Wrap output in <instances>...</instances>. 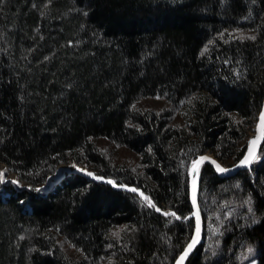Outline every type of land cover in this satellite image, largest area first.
<instances>
[{
    "label": "trees",
    "instance_id": "1",
    "mask_svg": "<svg viewBox=\"0 0 264 264\" xmlns=\"http://www.w3.org/2000/svg\"><path fill=\"white\" fill-rule=\"evenodd\" d=\"M263 103L264 0H0V165L25 185L0 181V264H174L189 222L132 189L187 214L190 162L236 165ZM258 156L202 166L186 264H242L249 245L264 264V141ZM68 164L105 179L35 190Z\"/></svg>",
    "mask_w": 264,
    "mask_h": 264
},
{
    "label": "snow or ice",
    "instance_id": "2",
    "mask_svg": "<svg viewBox=\"0 0 264 264\" xmlns=\"http://www.w3.org/2000/svg\"><path fill=\"white\" fill-rule=\"evenodd\" d=\"M50 2V0H49ZM253 3H255V0H253ZM247 19V17H245ZM227 31V30H226ZM236 32H241V39H251L256 40V35H251L250 37H246L241 29H235ZM221 36H223V33H220ZM209 43H214V41H209ZM208 48L207 45H205L204 50L201 52V55H204L205 52H207ZM233 71L236 73V76L239 77L241 75L240 71L238 69H233ZM183 103V102H182ZM189 103H191V100H189ZM261 141H264V110H261L259 113V121H258V128H257V134L253 135L251 138L249 145L247 147L246 154L243 155V157L239 160V165L245 166L248 168H251L253 163L257 162L260 157L257 155L256 147L257 144ZM149 151H151V148H149ZM206 161H211V164L215 166V169L219 173H225L229 171L228 168L224 167L222 164L217 162L216 159L212 158L211 156L207 155H199L195 160H192L191 167H190V208L187 212V214L181 213L178 209H168L165 210L157 205L156 202H154L150 196L145 195L144 192H141L138 188H133L132 190L135 192H140V195L144 197V199L148 202V205L152 208H154L156 211L161 212L166 217L175 218V220L178 221H187L189 222V227L191 228L192 232L189 237L186 239V243L181 248L180 252L176 257H174L175 264H186V261H188L190 254L196 249L197 245L200 243L201 240V234L203 229V221H202V209L199 199V192L201 190V169L202 166ZM237 165H234L233 167H236ZM82 172H86L89 176H95L98 180H104L105 177L103 176H96L95 173L88 171L87 169L80 168L79 169ZM4 180V172L0 171V181ZM13 183L19 185V180H13ZM109 183L115 184V181L109 180ZM118 187H125L127 188L128 185H117ZM29 188L33 187L32 185H28ZM237 188L240 187L239 182L236 185ZM36 191H40V188H36ZM244 204L247 205V212L252 214L251 224L255 225L259 221L258 217L255 214L254 204H253V197L251 194L248 195L247 199L244 201ZM225 207H227V201H225L224 204ZM216 218L220 221L221 226L215 227V231L218 235L223 236L224 231L222 230V225L226 222L225 220L220 219V213H215ZM233 215L232 211H229L227 213V216L231 218ZM171 222V220L169 221ZM118 236L119 233H116ZM217 243L219 244L220 241L218 240ZM247 256H244V259L251 258V264H257V261L255 259L254 253L255 249L252 245H249L247 248ZM243 255V254H242Z\"/></svg>",
    "mask_w": 264,
    "mask_h": 264
},
{
    "label": "rangeland",
    "instance_id": "3",
    "mask_svg": "<svg viewBox=\"0 0 264 264\" xmlns=\"http://www.w3.org/2000/svg\"><path fill=\"white\" fill-rule=\"evenodd\" d=\"M254 127V126H253ZM252 133V132H251ZM250 133V134H251ZM249 134V135H250ZM248 135V136H249ZM248 136H247V138H248ZM246 138V139H247ZM246 139H245V142H246ZM119 157V156H118ZM121 159V158H120ZM73 165V166H72ZM2 167H4V166H2V165H0V168H2ZM5 168V167H4ZM61 168V171L58 173V170ZM72 168H74V171L76 172V173H79V174H81V175H83V176H86V177H88V178H92V179H94V180H98V179H96L95 178V176H89V175H87L86 174V172H82V171H80L79 169L80 168H84V169H87L88 171H90L88 168H86V167H81V166H75L74 164H68V165H63V166H60V167H58V169L56 170V172L54 173V175H52V176H50V177H53V176H55V178H54V180L55 179H59V178H61L63 175H64V173H67V172H70L71 170H72ZM6 169V168H5ZM90 172H92V171H90ZM94 173V172H93ZM13 180H17V178L15 177V176H13V175H11V174H9V173H7V170H6V172H5V174H4V180H2L1 181V183L2 184H7V183H11L13 186H15V187H25V185H23V184H19V185H17V184H15V183H13L12 181ZM48 180V179H47ZM53 180V181H54ZM99 181V180H98ZM47 182V181H46ZM46 182L44 183V184H42L41 186H39L38 188H40V192H42L41 190L42 189H44L43 188V185H45L46 184ZM54 183V182H53ZM53 183L49 186V187H52L53 186ZM248 255V253L245 255V256H247ZM254 255H255V253H254ZM251 258L252 257H249L248 259H244V257H243V259H242V264H251Z\"/></svg>",
    "mask_w": 264,
    "mask_h": 264
},
{
    "label": "water",
    "instance_id": "4",
    "mask_svg": "<svg viewBox=\"0 0 264 264\" xmlns=\"http://www.w3.org/2000/svg\"><path fill=\"white\" fill-rule=\"evenodd\" d=\"M261 110H264V103H263V106H262ZM258 121H259V115H258V117H257V120L255 121L254 127H253V129H252V133H251V134L248 136V138L246 139V142H245L246 150H245L244 155L246 154L247 147H248V145H249V142H250L251 138L253 137V135H256V134H257ZM262 142H263V141H261V142H259V143L257 144V147H256L257 155H258V152H259L260 147H261V145H262ZM204 155L211 156L212 158H214V157H213L212 155H210V154H204ZM214 159H215V158H214ZM216 160H217V159H216ZM217 162H219V161L217 160ZM219 163H220V162H219ZM204 164H209V165L212 167V169L216 172V174H217L218 176H220V177H229V176H233V175H235V174H236L237 172H239V171H242V170L248 169V167H245V166H241V165H239V162H238V163L236 164V165H237L236 167H232V168H228V167H226V168L229 169V171H227V172H225V173H219V172L216 171L215 166H214L213 164H211V161H206ZM220 164H221V163H220ZM224 167H225V166H224ZM50 188H51V187H49L48 189H42L41 191L44 192V193H46V192H48V190H49ZM189 199H190V173H189ZM202 221H203V220H202ZM202 237H203V229H202V234H201V240H200V243L197 245V247L201 245V243H202ZM197 247H196V249H197ZM196 249H195V250H196ZM195 250L190 254L189 258L193 255V253L195 252ZM188 260H189V259H188ZM186 262H187V261H186ZM174 264H175V262H174Z\"/></svg>",
    "mask_w": 264,
    "mask_h": 264
},
{
    "label": "bare ground",
    "instance_id": "5",
    "mask_svg": "<svg viewBox=\"0 0 264 264\" xmlns=\"http://www.w3.org/2000/svg\"><path fill=\"white\" fill-rule=\"evenodd\" d=\"M0 171H3L4 174H5L6 169H5L4 167H2V168H0ZM60 171H61V168L58 170V173H59ZM54 178H55V176H53V177H49L48 180H47V182H46V184L43 185V188H44V189H48L49 186H50L53 182H57V180H59V179H55V180H54ZM53 180H54V181H53ZM138 194H139V193H138Z\"/></svg>",
    "mask_w": 264,
    "mask_h": 264
}]
</instances>
